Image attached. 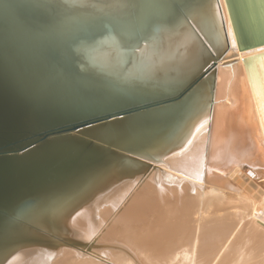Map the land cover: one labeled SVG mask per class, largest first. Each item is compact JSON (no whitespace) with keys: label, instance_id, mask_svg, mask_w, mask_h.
I'll list each match as a JSON object with an SVG mask.
<instances>
[{"label":"bare ground","instance_id":"6f19581e","mask_svg":"<svg viewBox=\"0 0 264 264\" xmlns=\"http://www.w3.org/2000/svg\"><path fill=\"white\" fill-rule=\"evenodd\" d=\"M234 2L239 36L262 35L264 1L252 26ZM0 18L39 67L57 69L56 46L93 96L181 98L101 135L67 133L126 159L6 229L0 264H264V43L237 46L225 0H0Z\"/></svg>","mask_w":264,"mask_h":264},{"label":"water","instance_id":"95a60500","mask_svg":"<svg viewBox=\"0 0 264 264\" xmlns=\"http://www.w3.org/2000/svg\"><path fill=\"white\" fill-rule=\"evenodd\" d=\"M225 3L237 46L244 49L264 43V33L247 39L244 33L239 36L240 5L234 0H225ZM14 35L0 18V235L6 229L23 226L35 215L47 217L50 206L72 190H77L99 166L111 160L123 163L126 159L108 150L98 151L92 144L67 133L97 126L96 134L101 135L104 131L113 130L114 124L134 122L152 110L181 99L176 100V96L105 99L95 93L93 96V86L84 82L83 75L74 70L72 63L74 72H67L54 62L59 57L56 46L51 47L53 55L50 62L57 69H43L30 55L36 45L29 44L25 49V45L14 43L11 38ZM226 40L227 47L220 57L229 48ZM42 63L46 65L45 61ZM81 88L90 92H83ZM181 122L163 143L174 135ZM161 130L164 131L163 126ZM96 134L92 133L90 137L94 138ZM69 141L78 143L79 152L35 154L53 144ZM242 165L248 167L247 163Z\"/></svg>","mask_w":264,"mask_h":264},{"label":"rangeland","instance_id":"374dc122","mask_svg":"<svg viewBox=\"0 0 264 264\" xmlns=\"http://www.w3.org/2000/svg\"><path fill=\"white\" fill-rule=\"evenodd\" d=\"M244 3H246L248 5V9H249V24H253V22H255V11L259 8V6L261 5V3L264 0H242ZM253 28V27H252ZM264 58V57H263Z\"/></svg>","mask_w":264,"mask_h":264}]
</instances>
